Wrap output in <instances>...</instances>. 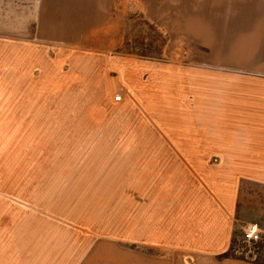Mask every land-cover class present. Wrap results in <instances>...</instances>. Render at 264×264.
<instances>
[{"label": "rangeland", "instance_id": "1", "mask_svg": "<svg viewBox=\"0 0 264 264\" xmlns=\"http://www.w3.org/2000/svg\"><path fill=\"white\" fill-rule=\"evenodd\" d=\"M3 1L13 15L26 6L17 0ZM99 2L97 8L91 3L80 6L95 8L98 13L101 10V74L105 82L101 87V105L106 110L103 125L120 123L119 129L124 131L104 134L107 140L142 145L146 142L142 131L150 134L149 140H161L154 128V132L144 129L142 119L137 123L133 120L131 113L145 111L137 107L138 104L136 106L125 82L117 78L118 62L136 61L140 82L150 87L140 89L143 93L161 90L165 93L166 116L177 114L176 108H168V100L173 99L178 76L185 79L186 95L182 97L179 93L181 102L191 104L195 94L189 89L190 79L223 73L255 75L259 71L257 67L264 62V0H101L100 6ZM68 6L71 7L67 9L74 11L78 7L74 3ZM36 23L32 21L29 29L35 30ZM45 41L39 43L50 45ZM230 48L246 53L227 52ZM40 56L42 60L47 54L41 51ZM108 68H113L109 70L110 75ZM112 78L123 90V100L119 104L112 103L108 90ZM2 99L0 95L1 116ZM183 110L188 111V108L183 107ZM132 126L131 129L137 127L139 131L136 136L130 133ZM169 126L176 125L170 123ZM54 135L40 134L39 143L35 142L40 147L33 149L31 140L36 136L19 134L17 137L15 133L0 131V264H264V226L258 225L261 239L249 247L242 242L241 234L243 228L252 223L238 224L233 220L231 224L227 218L231 243L225 255L219 257L208 252L211 243L200 231L190 233L195 222L207 223L201 218L203 211L209 213L210 205L214 206L207 203L209 198L204 200L209 209L201 203L204 196L199 192L208 186L203 185L205 181L201 182L192 169L197 168L202 176L205 169L219 176L231 167L239 170L241 166H225L221 155L209 153L210 149L206 155L203 153L204 165H181L183 172L175 180L174 193L167 195L169 204L163 208L164 215L161 216V207L149 204L161 211L156 219L155 214L146 212L150 196L146 195V185L152 182V176L140 177L147 164L140 162L142 165H137L135 174L127 158L122 159L126 162L122 163V182L118 184H126V196H34L37 191L29 185L61 186L56 180L42 181L41 178V171L47 173L50 160L48 139ZM122 143L126 147V142ZM16 145L22 147L17 149ZM19 161L23 164L17 165ZM154 166V163L150 166L151 173ZM169 166L172 168L173 164ZM30 167L34 172L31 173ZM180 177L182 187L179 188ZM129 188L137 194L129 195ZM242 190L244 194L264 196L252 186L244 185ZM151 217H154L153 222L149 221ZM95 219L101 220L99 229L87 221ZM149 222L154 228L149 229Z\"/></svg>", "mask_w": 264, "mask_h": 264}, {"label": "crops", "instance_id": "2", "mask_svg": "<svg viewBox=\"0 0 264 264\" xmlns=\"http://www.w3.org/2000/svg\"><path fill=\"white\" fill-rule=\"evenodd\" d=\"M17 1L26 6H21V11L13 15L0 0V95L4 101L0 131L15 133L17 137L19 134L38 137L31 140L33 149L40 147L35 144L39 143L40 134H55L48 139L51 145L49 172L41 171V178L42 181L56 180L61 186L29 185L37 191L34 196H126V184H118L122 182V163L126 162L122 159L127 158L131 160L130 170L135 174L140 162L147 164L140 176L142 179L148 174L152 176V182L146 185V195H150L146 212L155 214L158 219L161 211L154 210L149 201L156 189H162L163 183L159 184L158 178L154 187L157 174L151 173L150 166L155 163L170 169L169 165L173 164L182 171L181 165L201 166L204 165L203 153L210 149L209 153L221 155L225 166L241 167L239 170L231 167L219 176L208 169L202 176L197 168L192 169L201 182L205 181L203 185L208 186V189H201L202 193L198 191L204 196L201 203L206 207L210 203L214 206L210 205L209 213L203 211L202 216L200 213L207 223L199 225L195 222L190 233L200 231L211 243L208 252L219 257L225 255L231 243L227 218L231 224L234 220L238 224L264 226V196L244 194L242 190L246 185L264 193V62L257 67L259 71L255 75L223 73L190 79L189 89L195 94L191 104L181 102L179 93L182 97L186 95L185 79L178 76V87L174 86L173 99L168 100V108H176L177 114L169 116L165 115L167 99L162 90L151 94L140 90L150 87L148 83L140 82L136 61L118 62L117 78L125 82L129 97H133L130 98L136 106L139 104L137 107L142 106L148 114L158 116L167 139L148 140L144 145L134 146L127 141L113 142L103 135L113 130L121 134L124 131L117 124L103 125L106 110L101 105V87L105 86L101 74V10L98 13L95 8L80 6L91 3L97 8L98 0ZM73 3L78 5L77 10L67 9ZM32 21L37 22L35 30L29 29ZM40 40H46L50 45L40 44ZM41 51L47 54L42 60ZM237 51L227 50L246 53ZM63 66L66 72L65 69L63 72ZM110 69L113 68H108L109 75L112 74ZM116 86L121 87L113 78L109 80L113 104L123 100L122 94L121 102H113ZM170 123L176 126L170 128ZM130 133L136 135L137 131L131 129ZM122 142H126V147ZM20 147L22 145L15 146ZM144 149L148 151L143 152ZM30 171L34 172V169L30 167ZM181 180L180 177L177 181L179 188L182 187ZM130 191L131 196L137 194L133 188ZM166 205L168 203L162 206L161 216ZM150 219L153 222L154 217ZM87 221L100 228L101 220ZM153 225L149 222V229L154 228Z\"/></svg>", "mask_w": 264, "mask_h": 264}, {"label": "bare ground", "instance_id": "3", "mask_svg": "<svg viewBox=\"0 0 264 264\" xmlns=\"http://www.w3.org/2000/svg\"><path fill=\"white\" fill-rule=\"evenodd\" d=\"M139 105V104H138ZM140 108L142 109V110H144L145 112L143 113V114H136V113H131L132 115L131 116H133L132 118H134L133 120H135L136 121V123H137V121L138 120H140V119H142V123H143V127H144V129L147 131V130H150V129H152V128H154L155 130H156V132L159 134L158 136H159V138L161 139V140H166L167 139V137H166V133H164V131H163V129L161 128V126H160V123H161V121L158 119V116L157 115H152V114H148L147 113V111H146V108H144V107H142V106H140ZM126 115V114H125ZM127 116H129V115H127ZM126 116V117H127ZM125 117V118H126ZM130 117V116H129ZM132 118H131V120H132ZM129 119V118H128ZM132 120V122H134ZM128 122V121H127ZM131 121L129 122L130 124L132 123ZM126 123V122H125ZM128 123V124H129ZM127 124V125H128ZM129 124V125H130ZM133 124V123H132ZM119 125H120V123H119ZM124 125H126V124H124ZM134 125H135V122H134ZM124 127V126H123ZM122 127V128H123ZM135 127V126H134ZM126 128H127V126H126ZM131 128H133V126L132 127H130V129ZM137 128V127H136ZM135 128V130L137 131V132H139L138 131V129H136ZM121 130H123V129H121ZM154 130V131H155ZM129 131V130H128ZM127 131V132H128ZM142 133H145L144 134V136H142L143 137V139H144V141H148L149 139V135L145 132V131H142ZM136 135H137V133H136ZM135 135V136H136ZM128 136V135H127ZM139 136V135H138ZM130 138V137H129ZM142 139V140H143ZM136 140V139H135ZM140 141V140H139ZM138 141V142H139ZM130 142H131V140H130ZM136 142V141H135ZM133 144V143H132ZM142 145H144V144H142ZM60 153V152H59ZM58 155V154H57ZM59 156V155H58ZM155 164V163H154ZM152 168V167H151ZM177 169H179L178 168V166H174L173 165V167L172 168H170L169 169V167L168 168H164L163 169V167L161 166V167H159V166H157V165H155L154 166V169H153V172L152 173H154V174H157L156 175V181L158 180V178H159V184H161V183H163V187H162V189L161 188H158V189H156V192L154 193V196L152 197V200H150L149 201V204L150 203H152L153 205H155V206H157V207H161L162 208V206L163 205H165V203L167 204H169V200H168V198H167V195L169 194V192H170V190H171V192L172 193H174V191L176 190V185H175V180L176 179H178V177H179V175L181 176V170L179 169V170H177ZM183 172V171H182ZM157 188V187H156ZM169 189V190H168Z\"/></svg>", "mask_w": 264, "mask_h": 264}, {"label": "built area", "instance_id": "4", "mask_svg": "<svg viewBox=\"0 0 264 264\" xmlns=\"http://www.w3.org/2000/svg\"><path fill=\"white\" fill-rule=\"evenodd\" d=\"M113 92V102L119 103L122 100V88L119 86L114 87ZM261 239L260 230L256 224H248L246 225L241 234V240L243 243L248 245L249 247L254 246Z\"/></svg>", "mask_w": 264, "mask_h": 264}]
</instances>
